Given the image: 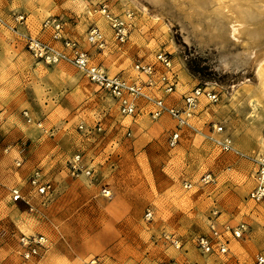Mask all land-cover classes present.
<instances>
[{
	"label": "rangeland",
	"instance_id": "1",
	"mask_svg": "<svg viewBox=\"0 0 264 264\" xmlns=\"http://www.w3.org/2000/svg\"><path fill=\"white\" fill-rule=\"evenodd\" d=\"M142 1L150 13L132 0H0V15L11 22L23 13L25 29L56 47L61 40L42 21L59 19L63 33L110 72L133 75L137 60L152 62L157 52H168L178 82L167 100L179 104L196 85L212 89L218 99L202 96L192 121L204 132L222 124L244 154L220 151L188 127L170 146L168 135L176 124L170 115L153 119L148 106L134 116L122 115L72 63L33 57L0 24V264H88L91 257L101 264H251L264 251V201L248 197L255 185L251 157L264 153V72L258 74L254 64L224 67L223 59L231 60L241 44L199 43L183 17L162 10L154 19L152 13L160 9ZM103 3L130 22L125 42L114 39L100 12ZM90 25L104 33V48L85 40ZM76 152L92 166V178L71 174ZM35 168L54 186L49 198L30 187ZM205 171L216 175L215 183L198 184ZM185 179L191 188H184ZM14 186L30 205L13 199ZM104 186L110 197L101 194ZM146 208L152 210L149 220ZM211 217L219 224L247 225L243 236H230L226 253L202 254L193 242L195 234L209 231ZM165 231L179 238L180 248L164 242ZM22 233L44 234L47 248L24 259L18 245Z\"/></svg>",
	"mask_w": 264,
	"mask_h": 264
},
{
	"label": "built area",
	"instance_id": "2",
	"mask_svg": "<svg viewBox=\"0 0 264 264\" xmlns=\"http://www.w3.org/2000/svg\"><path fill=\"white\" fill-rule=\"evenodd\" d=\"M100 12L108 19L109 25L113 30L114 39L119 43L125 42L130 30L128 19L112 13L105 3L100 6ZM127 17H131V13L127 14ZM26 20L27 18L23 13L14 14L11 22L0 15V24L13 31L23 41L33 57L42 58L47 63H56L60 60L72 63L92 83L111 97L122 115L134 116L143 111L145 109L144 106H148L146 112L153 119H157L163 114L170 115L176 121L175 127L168 135L170 146H175L179 143L182 127H188L209 138L220 151L244 154L236 147L222 124L213 123L212 131L204 132L196 127L192 121L202 96L209 101L218 99L217 93L212 89L196 85L181 95L179 104L167 100L168 96L175 92L178 82L177 75L172 68V59L168 52H157L155 60L152 62L137 60L133 65L135 70L133 75L125 74L124 72H110L101 64L94 63L88 49L82 47L77 39L63 33V24L59 19L47 17L42 21V26L53 30L52 36L61 40V47H56L32 35L25 29ZM85 40L88 44L100 49L104 48L107 43L104 33L96 25L89 26ZM23 114L28 122L33 120L28 110H23ZM36 124L40 126L42 122L36 121ZM251 160L254 164L255 185L248 192V197L257 202L264 201V153L251 157ZM16 163L19 164L20 162L17 161ZM69 170L74 176L83 175L92 178L94 175L92 166L83 161L81 152H76L72 155L69 162ZM28 181L33 192L43 198H49L54 192L52 182L45 179L39 168H35L30 173ZM215 182L216 175L211 171L203 172L198 180L199 185L213 184ZM183 186L184 188H191L193 183L185 179ZM10 192L13 199L23 200L29 204V200L19 187L10 188ZM101 194L110 197V188L104 186ZM144 215L147 220L151 219L152 210L146 208ZM208 225L209 231L207 233H199L193 236V242L202 254L226 253L230 236L241 237L247 229L245 222L238 223L235 226L228 223L219 224L214 217L209 219ZM162 238L164 242L171 244L175 248L181 247L179 238L173 233L165 231L162 234ZM47 242V237L42 233H22L18 237L20 255L24 259L37 256L42 249L47 248ZM87 263L101 264L97 257H91ZM162 264L175 263L172 260H166ZM251 264H264V251L258 252Z\"/></svg>",
	"mask_w": 264,
	"mask_h": 264
},
{
	"label": "bare ground",
	"instance_id": "3",
	"mask_svg": "<svg viewBox=\"0 0 264 264\" xmlns=\"http://www.w3.org/2000/svg\"><path fill=\"white\" fill-rule=\"evenodd\" d=\"M132 1L142 11L150 13V7L142 0ZM147 1L160 9L159 12L152 13L154 19H160L164 11L183 17L190 25L191 34L199 43L215 42L221 47L228 43L241 44L242 49L235 53L231 60L223 59L224 67L231 64L236 67L254 64L258 74L264 72V0ZM183 25L182 28L187 29ZM185 38L189 40L187 36Z\"/></svg>",
	"mask_w": 264,
	"mask_h": 264
}]
</instances>
